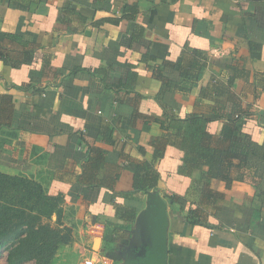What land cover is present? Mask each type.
Masks as SVG:
<instances>
[{
  "label": "crops",
  "instance_id": "crops-1",
  "mask_svg": "<svg viewBox=\"0 0 264 264\" xmlns=\"http://www.w3.org/2000/svg\"><path fill=\"white\" fill-rule=\"evenodd\" d=\"M234 110L264 145V0H0V172L61 198L83 260L132 257L155 194L166 264H264L260 161L227 186L199 158Z\"/></svg>",
  "mask_w": 264,
  "mask_h": 264
},
{
  "label": "trees",
  "instance_id": "trees-1",
  "mask_svg": "<svg viewBox=\"0 0 264 264\" xmlns=\"http://www.w3.org/2000/svg\"><path fill=\"white\" fill-rule=\"evenodd\" d=\"M235 112L234 110L226 116V123L216 140V146L220 144L221 148L213 147L215 139L207 133L198 138L204 148L199 158L201 166L208 168L207 177L222 180L227 186L233 182L231 172L246 169L251 159L260 161L264 170V145L255 144L243 132V118H236ZM208 122L207 119L193 117L187 122V127L190 130L202 129ZM248 168H254L256 172L257 165H250ZM154 184L155 179L150 181L147 188ZM135 186L146 189L145 181L138 177ZM60 203L61 198L47 195L42 183L24 176L0 172V249L17 242L7 255V264H23L32 260L35 264H53L58 250L72 243L73 231L69 228H65V235L61 236V231L36 225V221L49 219L53 214L61 221L62 210L58 208ZM45 208V212H36ZM117 231L116 226L108 224L104 233L105 244L110 246L114 242L113 233Z\"/></svg>",
  "mask_w": 264,
  "mask_h": 264
},
{
  "label": "water",
  "instance_id": "water-1",
  "mask_svg": "<svg viewBox=\"0 0 264 264\" xmlns=\"http://www.w3.org/2000/svg\"><path fill=\"white\" fill-rule=\"evenodd\" d=\"M148 198L150 200L145 210L137 218V225L145 230L143 240L134 247L136 249H133L132 257L123 258L122 264H166L168 228L166 204L155 194L149 195ZM98 242L97 239L96 245ZM106 255L115 262L121 259L112 250Z\"/></svg>",
  "mask_w": 264,
  "mask_h": 264
},
{
  "label": "rangeland",
  "instance_id": "rangeland-1",
  "mask_svg": "<svg viewBox=\"0 0 264 264\" xmlns=\"http://www.w3.org/2000/svg\"><path fill=\"white\" fill-rule=\"evenodd\" d=\"M58 208H60V205L58 206ZM42 211L45 212L46 208L44 210L43 209L39 211L36 210L37 213L42 212ZM57 219H58L57 215L53 214L51 215V218L49 219L42 218L41 220L36 221V225L37 226L44 225L52 229H55L56 231H61L60 235L64 236L65 228H69V227L65 226L63 222ZM69 229L72 230L71 228ZM74 241H75V238L72 240V243L70 245L63 246L58 250L53 264H78L80 261L83 260V258H81L80 256L81 249L75 246V244L73 243ZM16 244L17 242H14L0 249V264H7V255L10 249H12ZM23 264H35V261L32 260V261L25 262Z\"/></svg>",
  "mask_w": 264,
  "mask_h": 264
},
{
  "label": "built area",
  "instance_id": "built-area-1",
  "mask_svg": "<svg viewBox=\"0 0 264 264\" xmlns=\"http://www.w3.org/2000/svg\"><path fill=\"white\" fill-rule=\"evenodd\" d=\"M236 118H238V116H236ZM108 260L103 258V260H100V264H108ZM82 264H96L95 260L92 258H86L83 260Z\"/></svg>",
  "mask_w": 264,
  "mask_h": 264
},
{
  "label": "flooded vegetation",
  "instance_id": "flooded-vegetation-1",
  "mask_svg": "<svg viewBox=\"0 0 264 264\" xmlns=\"http://www.w3.org/2000/svg\"><path fill=\"white\" fill-rule=\"evenodd\" d=\"M115 253H118L119 254V252H117V251ZM120 255H122V254H120Z\"/></svg>",
  "mask_w": 264,
  "mask_h": 264
}]
</instances>
